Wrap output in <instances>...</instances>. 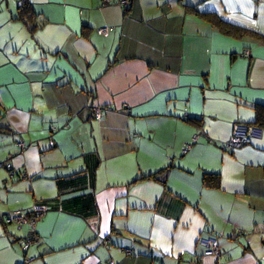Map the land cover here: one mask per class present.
<instances>
[{"label":"crops","instance_id":"1","mask_svg":"<svg viewBox=\"0 0 264 264\" xmlns=\"http://www.w3.org/2000/svg\"><path fill=\"white\" fill-rule=\"evenodd\" d=\"M29 2L33 32L0 0V264H264V122L227 148L264 114V0ZM39 203L26 247L6 217Z\"/></svg>","mask_w":264,"mask_h":264},{"label":"built area","instance_id":"2","mask_svg":"<svg viewBox=\"0 0 264 264\" xmlns=\"http://www.w3.org/2000/svg\"><path fill=\"white\" fill-rule=\"evenodd\" d=\"M17 5H22L24 0H15ZM103 4H106L112 0H101ZM122 3H127L125 0ZM110 27L105 26L100 28L98 31L101 34L107 33ZM248 54V51H245ZM94 117L97 120H101L104 116V109L101 106L94 105L93 107ZM263 129L255 124L235 122L233 124L232 133L227 142V148L230 150L239 149L245 145L252 143L254 138L262 135ZM197 138V135L194 137ZM51 143H53L51 141ZM19 146L24 149L26 143L23 140L19 141ZM191 144L187 145L184 152L188 151ZM7 168L10 170L11 175H15L18 169H15L11 163L7 164ZM29 176V175H28ZM47 210L44 205H36L31 210L18 209L12 211L7 217V223H15L19 226H27L29 228L28 235L23 239L24 246H29L38 241V235L36 230V223L39 218H41ZM200 245H203L209 250V253L215 258L220 257V247L218 238L214 235L201 236L198 240ZM129 252V251H128ZM108 264H115L113 261H109Z\"/></svg>","mask_w":264,"mask_h":264},{"label":"trees","instance_id":"3","mask_svg":"<svg viewBox=\"0 0 264 264\" xmlns=\"http://www.w3.org/2000/svg\"><path fill=\"white\" fill-rule=\"evenodd\" d=\"M15 1V0H14ZM113 1V0H112ZM124 0H120V5L122 6L123 10L125 11V13L129 12L130 9L132 8L133 6V2L134 0H125L127 3H122ZM111 2V1H110ZM109 3V2H108ZM103 4V3H102ZM15 5L17 6V9L19 10L18 11V15H17V18L19 20H22L23 22H25V24L27 25V27L30 29L31 32H33L35 30V27L36 25L34 24V13H33V10L31 9V5H30V2L29 0H24V2L22 3V5H17L16 1H15ZM105 5V4H103ZM186 10L187 12H191V13H195L203 18H206L208 19L209 21H211L212 23L216 24V26L225 34H228V35H233L234 37H243V36H246V35H253V36H256V35H259L253 31H250L248 29H245V28H242L240 26H236V25H233V24H230V23H227L225 21H223L222 19H220L218 16L214 15V14H203V13H200L198 11H196L195 8L193 7H189V6H186ZM105 27V26H104ZM109 27V26H108ZM102 28V27H101ZM100 28L97 29V32L99 33V30ZM111 30V28L109 29V31ZM108 31V32H109ZM107 32V33H108ZM101 34V33H99ZM106 34V33H104ZM95 105V104H94ZM94 105H91L90 107V116L92 118H94L95 120H97L95 117H94V113H93V107ZM97 106V104H96ZM98 106H101V105H98ZM103 109H104V115H105V107L101 106ZM260 115V119H262V121L258 122V124H255L257 126H262V122H264V114L262 113H259ZM104 117V116H103ZM103 119V118H102ZM3 128L0 127V131H2ZM20 140H23V139H20ZM19 140V141H20ZM24 141V140H23ZM52 141V140H51ZM50 141V142H51ZM10 163V162H9ZM7 164L8 163H5V167L7 168ZM12 164V163H11ZM14 167V166H13ZM15 168V167H14ZM8 169V168H7ZM17 169V168H15ZM9 170V169H8ZM10 172V170H9ZM164 172V170L162 171H159L157 173H153L151 175H147L145 178H155V179H160V175ZM10 175H11V172H10ZM15 175H19V176H24V177H27L28 175L26 174V172H22L20 170H17L16 174ZM13 176V175H12ZM204 184L208 187H213V188H218L220 186V177L219 175H216V174H213V173H205L204 174ZM37 205H44L46 206L45 204H42V203H39ZM47 207V206H46ZM31 210V209H30ZM10 214V213H9ZM8 214V215H9ZM7 215V216H8ZM7 223V222H6ZM129 251V250H128ZM127 251V252H128Z\"/></svg>","mask_w":264,"mask_h":264}]
</instances>
